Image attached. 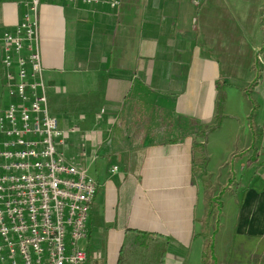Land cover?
I'll return each instance as SVG.
<instances>
[{
    "label": "crops",
    "instance_id": "1",
    "mask_svg": "<svg viewBox=\"0 0 264 264\" xmlns=\"http://www.w3.org/2000/svg\"><path fill=\"white\" fill-rule=\"evenodd\" d=\"M118 1L39 13L51 113L99 185L84 264H204L206 238L228 264L264 230V0ZM24 14L0 0V33Z\"/></svg>",
    "mask_w": 264,
    "mask_h": 264
},
{
    "label": "built area",
    "instance_id": "2",
    "mask_svg": "<svg viewBox=\"0 0 264 264\" xmlns=\"http://www.w3.org/2000/svg\"><path fill=\"white\" fill-rule=\"evenodd\" d=\"M25 11L0 33V264H84L98 182L67 158L75 130L51 113L44 81L39 13L44 2L108 6L118 0H11ZM117 167L112 169L116 172Z\"/></svg>",
    "mask_w": 264,
    "mask_h": 264
},
{
    "label": "rangeland",
    "instance_id": "3",
    "mask_svg": "<svg viewBox=\"0 0 264 264\" xmlns=\"http://www.w3.org/2000/svg\"><path fill=\"white\" fill-rule=\"evenodd\" d=\"M209 194L210 193L207 194L208 200L210 199ZM215 214L217 215L218 212ZM216 218H214V220ZM218 231V223L214 222L212 227V232L214 233V236H216ZM208 260L204 261L203 263H214L213 261ZM228 264H264V230L262 235H257V237L255 238H248L244 240V242L235 245L233 258Z\"/></svg>",
    "mask_w": 264,
    "mask_h": 264
},
{
    "label": "trees",
    "instance_id": "4",
    "mask_svg": "<svg viewBox=\"0 0 264 264\" xmlns=\"http://www.w3.org/2000/svg\"><path fill=\"white\" fill-rule=\"evenodd\" d=\"M262 52L264 53V47L262 49ZM253 86H254V84H253ZM224 99H225V94H222L220 102H219V110L222 109ZM255 110H256V107L254 106L253 111H255ZM208 214H209V217H211V215H212L211 210H209ZM206 240H207V242H206L205 252H204V261H206V257L208 254L212 255V253H214V240H211L209 238H206Z\"/></svg>",
    "mask_w": 264,
    "mask_h": 264
}]
</instances>
